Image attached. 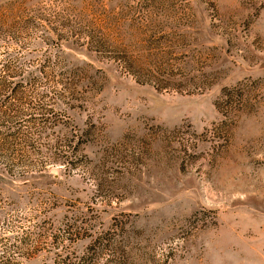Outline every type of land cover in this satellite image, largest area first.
<instances>
[{"label":"rangeland","instance_id":"rangeland-1","mask_svg":"<svg viewBox=\"0 0 264 264\" xmlns=\"http://www.w3.org/2000/svg\"><path fill=\"white\" fill-rule=\"evenodd\" d=\"M0 76V264H264V0H0Z\"/></svg>","mask_w":264,"mask_h":264},{"label":"trees","instance_id":"trees-1","mask_svg":"<svg viewBox=\"0 0 264 264\" xmlns=\"http://www.w3.org/2000/svg\"><path fill=\"white\" fill-rule=\"evenodd\" d=\"M11 67L6 66V70H9ZM32 80V81H31ZM30 82H32L31 84L34 85V89H37V86L39 85L38 83H36L38 81V76L35 74L32 76V78L29 80ZM66 89H70V85L69 83L66 85ZM21 90L19 89V82L15 81L14 83L9 80H6L3 76H0V93L1 94H6L3 95L4 97H7L6 99H3L5 101V103L7 102L6 105V109H18V107L16 105H14L12 102H10L9 98L11 95H17ZM37 91H39L37 89ZM68 91V90H67ZM54 96H58V98H63V92L58 91L57 88L54 90ZM48 96V93L44 92V91H40L38 93V98H44ZM49 97H52L49 95ZM56 106L54 104H50V103H37V104H30L28 105L27 108L29 109H33L35 111H33L34 113H30V118L26 119V123H24L25 126H30L31 124L35 127V124L40 125L41 127H45L48 126L46 121L48 120V116L45 114H49V112L53 111L54 108ZM19 110V109H18ZM37 112V113H36ZM35 114V115H33ZM8 115V114H6ZM33 116V117H32ZM23 126V124H22ZM37 128V127H35ZM37 131H39L38 129H34V130H25L22 127L20 128H16L13 129L11 131H7L6 133H4V135H2L0 137V147L4 148V145H6L5 143H9L8 146L10 145V143H12L13 141L15 142L16 137L20 139V142L22 143L21 146L23 148H26L27 150L32 149L33 151H37L35 149H40V147L43 146L42 141L39 144H36L38 146V148L35 147V143L34 140L37 139L36 134ZM81 140V138H80ZM79 139H77L76 141H74L73 143L70 144L72 150L74 152V148L77 147L78 143H79ZM67 158H70V161L73 163V158L70 157V155H66ZM68 161V159H67Z\"/></svg>","mask_w":264,"mask_h":264}]
</instances>
